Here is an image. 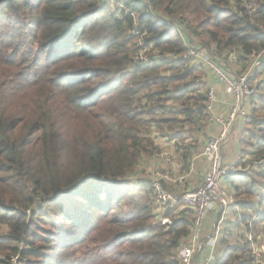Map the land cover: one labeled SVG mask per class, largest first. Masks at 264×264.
I'll return each mask as SVG.
<instances>
[{"label":"trees","instance_id":"1","mask_svg":"<svg viewBox=\"0 0 264 264\" xmlns=\"http://www.w3.org/2000/svg\"><path fill=\"white\" fill-rule=\"evenodd\" d=\"M116 2L123 7L0 0V264H50L64 230L87 233L93 211L104 214L106 234L97 245L85 233L72 242L94 246L80 264H180L194 212L169 204L172 224L162 226L137 171L159 153L154 131L174 141L189 167L209 117L206 90L191 62L153 57L182 56L192 39L247 69L264 50V0ZM139 38L152 57L146 62L137 59ZM256 101L241 144L250 145L254 170L224 182L233 212L253 214L264 201V171L255 164L264 161V94ZM184 133L197 139L186 142ZM114 208L130 212L113 215ZM222 246L217 264H252L248 245Z\"/></svg>","mask_w":264,"mask_h":264},{"label":"built area","instance_id":"2","mask_svg":"<svg viewBox=\"0 0 264 264\" xmlns=\"http://www.w3.org/2000/svg\"><path fill=\"white\" fill-rule=\"evenodd\" d=\"M109 2L112 5L115 4V6L119 4L120 8L123 7L116 0H109ZM142 40L141 38L137 40L138 47L142 48L138 53L137 59L138 61L146 62L152 57L148 58L146 56L147 49L144 48ZM184 43L188 49L182 56H154L153 59L158 63L163 59L173 62L184 60L191 62L197 70L204 69L223 88L224 93L231 98L232 103L229 105L225 116L215 115L213 113L214 90L211 87L205 88V110L209 115L207 121L215 124L217 131L214 136L207 139L202 149L201 156L207 161V169L202 180V185L190 192L176 195L164 189L159 180L150 182L152 196L156 204H159V212L155 217H159L158 222L162 226L169 227L172 222L164 216L167 209L165 207H168L169 204H180L184 209L194 212L188 244L179 250L180 256L178 260L180 264H217L225 254V248L223 247L224 245L222 246V243L228 242L232 238L237 246L243 247L245 244L248 245L252 264H264L262 259L264 249L256 246L254 238L249 232L253 221L260 215H264V201L261 202L260 207L251 215L249 220L241 224V234H236L234 231L222 229L221 227L222 219L230 213L231 209L233 212L232 206L234 203L226 195L225 191L227 190L224 182L231 178L232 175L244 174L249 168L240 167L237 164H227L221 155L220 149L231 133L236 120L242 118L245 125H248L252 118L251 112L253 113V110L258 107L256 100L259 93L257 92L263 89L264 79L259 81L257 88L249 86V79L253 78L255 71L261 65L262 62H259V60L264 58V50L250 58L249 67L253 64V67H255L253 71L248 70L244 74H231L226 69L227 61L229 60L224 59L216 53H212L211 55L202 49L195 40L185 39ZM231 60L238 64L232 55ZM255 164L261 166V170L264 171V161ZM217 211L220 212V216L217 217L215 222L212 221L209 227L210 232L204 231L206 218Z\"/></svg>","mask_w":264,"mask_h":264},{"label":"crops","instance_id":"3","mask_svg":"<svg viewBox=\"0 0 264 264\" xmlns=\"http://www.w3.org/2000/svg\"><path fill=\"white\" fill-rule=\"evenodd\" d=\"M263 64L264 63L262 62V65ZM199 72H202V86H204V88L211 87L214 90L215 101L213 113L217 116H225L229 105L232 103L231 98L224 93L223 88L218 83H216L204 69H199ZM250 79L253 81V78ZM255 81H253L254 84H256ZM205 125L206 127L204 131L198 136L199 147L192 154L191 160L187 162L189 165L187 169H183V162L181 160L180 154L177 152V146L175 145L174 141L169 140L165 134H160L157 131H154L152 139L154 140L155 145L159 148V153L156 156L154 155L151 159L144 161L142 165L139 166L137 175L140 179H142L141 181L146 180L150 185V182L153 180H159L164 189H167L176 195L197 188V182L192 183V181L194 178H199V181H201L207 169V161L203 156H201L202 149L207 139L211 136H214L217 131V126L215 124L209 123L207 121ZM246 127L244 126L243 120L238 118L233 125L231 133L220 148L225 162L229 165H245V167L249 168V170L245 173L254 170L253 167H255L250 166L249 164L251 162L250 160L253 153V151H251L249 148L250 145L248 144L246 147L245 145L241 146L243 136L247 137V134L245 133L247 130ZM184 137L186 142H188L190 139H197L196 134L193 133H184ZM225 185V187H228L227 184ZM260 198L261 196L258 197V199ZM183 209L184 207L182 205L177 204V210H179L178 212H181ZM242 215H245L247 220H249L252 214L251 211H234L229 213L221 221L222 229H229L241 234V224H243L244 221L240 220L239 218L242 219ZM219 216L220 212L218 211L209 215L205 220L204 231L210 232V221L215 222ZM249 232L252 234L256 246H258L260 249H264V237L262 234V232H264V216H259L253 221ZM230 243L235 244L233 238L230 240ZM206 244L208 245L207 241Z\"/></svg>","mask_w":264,"mask_h":264},{"label":"rangeland","instance_id":"4","mask_svg":"<svg viewBox=\"0 0 264 264\" xmlns=\"http://www.w3.org/2000/svg\"><path fill=\"white\" fill-rule=\"evenodd\" d=\"M110 4V6H112V4L111 3H109ZM114 8L115 9H119L120 8V5L119 4H117V6H114ZM137 42V41H136ZM81 49H86V48H88V46H86V45H84V46H81L80 47ZM259 62H263L264 63V58H262V59H260L259 60ZM264 64L262 65V63H261V65L259 66V68L255 71V73H254V76H253V81H255V83L256 84H254L253 83V81L252 82H250L249 83V86L250 87H253V88H257L258 87V85H259V81L261 80V79H264ZM255 67H253V64L250 66V67H248L246 70L244 69V66H242L241 64L239 65V64H236L235 62H233L231 59L229 60V61H227V66H226V69L228 70V72L229 73H239V74H244V73H246L248 70H251V71H253V69H254ZM257 92V91H256ZM257 93H259L260 95L262 94H264V90L262 89L260 92H259V90H258V92ZM253 116V113L251 112V117ZM242 119V118H241ZM244 126L246 127V125H245V123H244ZM246 128H248V127H246ZM233 129V128H232ZM248 141V138L247 137H244L243 136V141ZM226 141V140H225ZM242 141V142H243ZM251 142V144L252 143H255V141L254 140H251L250 141ZM249 143V142H248ZM221 155H222V153H221ZM205 174V173H204ZM203 177H204V175H203ZM203 177H202V180H203ZM138 178H139V176H138ZM142 179H140L139 178V180L138 181H141ZM202 180L201 181H199V178H194V180L192 181V183H194V182H197L196 183V185H197V187H199L200 185H202ZM191 183V184H192ZM131 188H133L134 190H137L138 188L137 187H135V185L134 184H132L131 185ZM196 189V188H195ZM195 189H193V190H195ZM192 191V190H191ZM170 192V191H169ZM188 192H190V191H188ZM226 192V195L228 196V198H231L232 199V201H233V198L230 196V194L227 192V191H225ZM172 193V192H171ZM172 194H174V193H172ZM132 197L137 201V202H140L141 200H142V197H143V193H136L135 195L134 194H132ZM131 198V197H130ZM256 201V199L254 198L253 199V201ZM150 204H151V201H150ZM152 204H153V214L156 216V214H158V212H159V204L157 205L156 204V202H155V200H154V198H152ZM152 204H151V206H152ZM167 208V206L165 207V209ZM167 210V209H166ZM50 211H54V208H52ZM82 211V210H81ZM120 212H123V214H127V213H129L130 212V210L129 209H121V208H114V210H113V212H112V214L113 215H117L116 213H120ZM230 213H232V209H231V211H230ZM92 216H93V219H92V228L86 233L85 231L86 230H82V231H77V232H72V228H70V229H66V230H64V232H63V235H64V238H62L61 239V241L59 242V244H61L60 246V249L58 248V251H57V260H56V258H53L52 260H51V262H50V264H80L81 262H82V260H83V254L85 253V252H83L85 249H89V248H94V246L93 245H89V244H83V245H81L80 247H73L71 244H72V242L74 241V240H78V238H79V235L80 234H82V233H85V236L87 237V239L89 240V242L91 241L92 243L91 244H94V245H97L98 244V241L100 240V238H102L106 233H105V226L103 225V223H101V220H100V216H104V214L103 215H100L101 213L100 212H97V211H93V213H90ZM120 214H122V213H120ZM174 214V213H173ZM36 216H40V213H37V215ZM58 219H59V221L61 222L63 219L61 218V217H58ZM156 219H157V221H159V217H156ZM169 219V218H168ZM90 219H87V221H89ZM170 221H171V219H169ZM97 222V224H96V226L94 227V225H95V223ZM86 224H88V222L87 223H85V225ZM204 224H205V222H204ZM211 224H212V221H210V226H211ZM84 225V226H85ZM94 227V228H93ZM5 228L4 227H0V233H4L5 232ZM87 234V235H86ZM262 234H263V237H264V232H262ZM59 235H60V233H59ZM62 235V236H63ZM67 235H70V242L68 243V246L67 247H64V244H65V237L67 236ZM204 235H206V234H204ZM263 245H264V243H263ZM179 253H180V251L178 252V254H177V257L179 258ZM262 259H263V261H264V255L262 256Z\"/></svg>","mask_w":264,"mask_h":264}]
</instances>
